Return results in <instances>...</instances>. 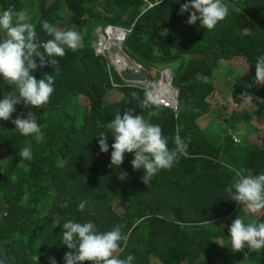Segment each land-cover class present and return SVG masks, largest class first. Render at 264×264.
<instances>
[{
    "label": "trees",
    "instance_id": "obj_1",
    "mask_svg": "<svg viewBox=\"0 0 264 264\" xmlns=\"http://www.w3.org/2000/svg\"><path fill=\"white\" fill-rule=\"evenodd\" d=\"M186 2L0 0V12L12 6L27 9L41 43L52 38L42 29L44 20L61 30L75 24L85 32L82 49L56 57L58 72L49 64L31 72L37 79L54 76L49 103L38 108L18 103L9 120H0V259L6 264H51L50 258L66 264L64 255L70 249L63 244L62 225L69 219L92 221L99 231L125 225L127 240L121 241L119 255L132 254L133 264H156L155 259L159 264H264V249L246 255V249H231L229 226L236 216L230 208L236 201L225 191L239 171L264 172V143L228 129L236 119L246 123L253 116L264 121V85L254 83L257 57L264 55V0H224L229 15L213 30L199 21L186 23L192 11L180 14ZM106 23L130 27L122 47L141 66L170 68L176 109L160 104L159 115L149 117L153 109L140 108L146 85L112 82L106 58L92 46L93 29ZM229 58H239L245 70L237 72L232 62L235 71L223 70L214 83L217 66L226 65ZM112 76L121 83L118 73ZM14 88L0 78V99ZM114 88L122 96L106 101ZM133 91L139 99L131 97ZM242 93L249 94L244 105ZM127 108L159 124L169 148L178 130L190 140L179 161L161 169L149 185L141 180L142 169L133 170L134 153H125L119 167L109 166L111 132L106 133L109 151H100L98 135ZM209 112L222 118L213 121ZM29 113L41 125L42 141L21 134L12 123ZM206 114L208 130L198 122ZM212 125L221 128L215 137L210 135ZM232 132L241 135L235 139ZM27 146L31 160L19 156ZM83 200L88 205L79 211ZM64 201L67 207H61ZM244 221L264 222V210L247 211Z\"/></svg>",
    "mask_w": 264,
    "mask_h": 264
},
{
    "label": "clouds",
    "instance_id": "obj_2",
    "mask_svg": "<svg viewBox=\"0 0 264 264\" xmlns=\"http://www.w3.org/2000/svg\"><path fill=\"white\" fill-rule=\"evenodd\" d=\"M189 9L192 11L186 23L191 25L199 21L207 30H213L229 15V6L224 0H188L181 4L180 14ZM29 19L27 9L17 11L12 6L0 12V32L4 33L0 37V78L15 86L0 99V120H9L18 103L23 102L26 106L36 108L49 103L55 91L54 76L47 74L37 79L31 72L43 68L45 64L53 66L55 72H58L60 59L57 60L56 57L63 58L68 49L75 52L84 47L85 32L79 30L75 24L61 30L47 20L42 21V29L52 38L41 43L36 25L29 22ZM35 58H39V63ZM256 82L264 85V55L258 56L256 60L254 83ZM160 92L161 89L156 85L144 89L140 108H152L153 110L148 112L149 117L159 115ZM130 95L133 99H139L135 91ZM240 99L248 102L249 94L242 93ZM134 112L135 108H127L123 113L118 112L106 124V131L98 135V144L101 152H108L109 137L106 133L111 132L114 143L111 145L109 166L119 167L124 161L125 153H134V159L131 161L133 170L142 169L144 175L141 180L149 185L161 169H171L179 161L180 156L186 153L190 140L181 137L178 130L173 138L174 147L169 148L168 137L164 135L161 126L145 119L143 114ZM12 123L21 134L33 136L38 142L44 139L41 125L30 113L27 118L17 116ZM19 156L31 160V147L22 148ZM236 177L225 189L230 198L240 205H245L252 213L264 210V172L256 175L237 173ZM68 203L64 201L61 207H67ZM87 205V200L81 201L78 210L84 211ZM124 227L123 224H116L111 230L99 231L92 221L67 220L62 225L63 244L70 249L64 255L66 264H133L135 257L132 254L126 258H120L119 255L122 251L121 241L127 240V236L122 232ZM229 235L234 252L245 247L249 251L264 249V222L246 223L242 217L237 216L229 226ZM50 260L51 264H57L54 258ZM0 264H6V260L0 259Z\"/></svg>",
    "mask_w": 264,
    "mask_h": 264
},
{
    "label": "rangeland",
    "instance_id": "obj_3",
    "mask_svg": "<svg viewBox=\"0 0 264 264\" xmlns=\"http://www.w3.org/2000/svg\"><path fill=\"white\" fill-rule=\"evenodd\" d=\"M93 41H94V39H92V46H93ZM232 62L237 63V65H238L237 66V69H238L237 72H240L241 70L242 71L245 70L243 65L241 64V61L239 58H229V59H227L226 65H222L221 68H219V66H217L218 70L216 72V77L213 80L214 83H217L218 81H220L219 77L225 73L223 70L226 69V71L228 72L227 74L231 73L228 69L235 71ZM107 65H108L107 71L109 72V77L111 78L112 82L115 83V79L113 78L112 74L114 72L115 73H117V72L114 69H112L108 60H107ZM140 69H141L140 71L143 72V76H144L143 82H141V84H144L147 87H151L152 85H155L156 82L158 81L159 77H160V69H157V67H148V68L145 67L144 68L143 66H141ZM234 74H235V72H234ZM226 94H227V90H225V92L222 95L226 96ZM121 96H122V92L118 89H115V90L111 91L110 93H107L105 95V98H106V101H109V100L119 99ZM244 104H245V102H242V105H244ZM242 108H245V107H242ZM241 110H239V112ZM240 113H242V111ZM208 114L211 116V120H213V121H214L215 117H217L219 121H220L219 118H222V116L219 115L218 113L213 114V112L212 113L209 112ZM208 114H206L203 117L201 116L200 120L198 121L200 123V125L204 129H207V130H208V127L211 125V124H208L210 122V118H209L210 116ZM228 126H229L228 129H230V130H233V129L239 130V133H242L243 137L246 136L251 141H255L258 143H264V121L260 122L258 120H253V116H252L251 122L245 123L244 121H240V120L236 119L234 124L228 125ZM247 126H249V127H247ZM220 131H221V128L219 129L218 127L213 126V129L211 130L210 135H213V137H215L218 135V132H220ZM232 133L234 136L238 137L237 136L238 134H236L235 132H232ZM248 173L250 174V172H248ZM243 175H245V173H243ZM244 249H246V253L244 255L253 252V251H249V249L247 247H245ZM155 263L159 264V261L157 259H155Z\"/></svg>",
    "mask_w": 264,
    "mask_h": 264
},
{
    "label": "built area",
    "instance_id": "obj_4",
    "mask_svg": "<svg viewBox=\"0 0 264 264\" xmlns=\"http://www.w3.org/2000/svg\"><path fill=\"white\" fill-rule=\"evenodd\" d=\"M152 3L149 2L148 5H151ZM102 28V37L99 38V36L96 34V31L98 28ZM130 30V27H125L123 25L115 24V23H106L104 25H98L93 29V35H94V41H93V47L96 50V52L101 53L104 55V57L108 60L110 63L112 69H114L119 76L121 77L122 81L121 83H114V84H131V83H139L135 82L126 78H123L122 74L120 73L121 65H117L114 62V56L117 54L125 56L129 55L126 53V51L123 49L122 44L126 37V33ZM141 70V69H140ZM170 73V88L173 89V93L171 95H168L167 98L165 96L159 95L160 104H163L165 106H169L173 109H176L178 106L177 103V89L172 85L171 83V70L169 67H164L160 69V77L158 81L156 82V86L159 88L161 81V78L163 74ZM168 93V91H167ZM235 139H238V137L234 136Z\"/></svg>",
    "mask_w": 264,
    "mask_h": 264
},
{
    "label": "bare ground",
    "instance_id": "obj_5",
    "mask_svg": "<svg viewBox=\"0 0 264 264\" xmlns=\"http://www.w3.org/2000/svg\"><path fill=\"white\" fill-rule=\"evenodd\" d=\"M96 34L99 36V38L102 37V35H101L102 34V28L101 27L98 28V30L96 31ZM127 34L128 33H126V36H127ZM114 62L117 65H123L124 67L132 70L135 74H137V78H140L138 76V73H136L135 71L138 72L140 70L141 64L136 62L135 60L131 59L130 55L122 56V55L117 54L116 56H114ZM129 80L141 83V82H143V77L141 78V80H134V79H129ZM169 83H170V73L163 74L161 81L159 82V84H160L159 89H161L160 95L165 96L166 98L168 95H171L173 93V89L170 88ZM167 91H168V93H167Z\"/></svg>",
    "mask_w": 264,
    "mask_h": 264
},
{
    "label": "crops",
    "instance_id": "obj_6",
    "mask_svg": "<svg viewBox=\"0 0 264 264\" xmlns=\"http://www.w3.org/2000/svg\"><path fill=\"white\" fill-rule=\"evenodd\" d=\"M245 131V130H244ZM242 134V133H241ZM241 134H239V135H241ZM238 135V136H239ZM241 136H243V135H241ZM239 171V170H238ZM239 173L241 174V175H243V172L241 173L240 171H239ZM237 174V173H236ZM247 211H249L251 214H255V213H252L245 205H243V204H239L238 202H235V204H234V206L232 207V208H230V214H234L236 217L237 216H239V217H242L244 220H245V214H246V212ZM243 250H245V249H243ZM242 250V251H243ZM245 253V252H244Z\"/></svg>",
    "mask_w": 264,
    "mask_h": 264
},
{
    "label": "water",
    "instance_id": "obj_7",
    "mask_svg": "<svg viewBox=\"0 0 264 264\" xmlns=\"http://www.w3.org/2000/svg\"><path fill=\"white\" fill-rule=\"evenodd\" d=\"M130 58L134 60V58H132L131 56ZM119 71L122 74L123 78H126V79L141 80L142 77L144 78L142 71L140 70L138 72L135 71L136 73H138V76L140 77V78H137V74H135L132 70L124 67L123 65H121V68Z\"/></svg>",
    "mask_w": 264,
    "mask_h": 264
}]
</instances>
